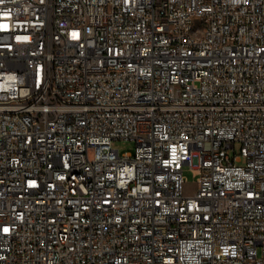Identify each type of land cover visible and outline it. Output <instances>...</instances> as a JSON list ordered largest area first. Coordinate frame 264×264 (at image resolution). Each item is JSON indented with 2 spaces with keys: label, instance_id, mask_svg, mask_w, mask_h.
<instances>
[{
  "label": "built area",
  "instance_id": "obj_1",
  "mask_svg": "<svg viewBox=\"0 0 264 264\" xmlns=\"http://www.w3.org/2000/svg\"><path fill=\"white\" fill-rule=\"evenodd\" d=\"M0 264H264V0H0Z\"/></svg>",
  "mask_w": 264,
  "mask_h": 264
},
{
  "label": "rangeland",
  "instance_id": "obj_2",
  "mask_svg": "<svg viewBox=\"0 0 264 264\" xmlns=\"http://www.w3.org/2000/svg\"><path fill=\"white\" fill-rule=\"evenodd\" d=\"M115 147L119 149L120 153L125 152H134L135 143L130 140H119L115 142ZM234 151L236 154H240V145L235 144ZM231 157L234 155L233 151L230 152ZM244 159L242 158V164L244 163ZM184 176L186 179V183L184 186V193L187 195H192L196 189L197 176L194 175V172L190 169L189 166H185L184 168Z\"/></svg>",
  "mask_w": 264,
  "mask_h": 264
},
{
  "label": "bare ground",
  "instance_id": "obj_3",
  "mask_svg": "<svg viewBox=\"0 0 264 264\" xmlns=\"http://www.w3.org/2000/svg\"><path fill=\"white\" fill-rule=\"evenodd\" d=\"M204 34V19H195L189 22V32ZM77 172V165H68V173ZM78 187H86V180H78Z\"/></svg>",
  "mask_w": 264,
  "mask_h": 264
}]
</instances>
